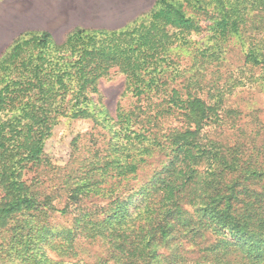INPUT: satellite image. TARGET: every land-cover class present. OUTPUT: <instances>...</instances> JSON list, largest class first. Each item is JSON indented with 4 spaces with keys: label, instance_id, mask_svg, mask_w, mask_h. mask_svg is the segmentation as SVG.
Wrapping results in <instances>:
<instances>
[{
    "label": "trees",
    "instance_id": "trees-1",
    "mask_svg": "<svg viewBox=\"0 0 264 264\" xmlns=\"http://www.w3.org/2000/svg\"><path fill=\"white\" fill-rule=\"evenodd\" d=\"M233 41L241 76L264 82V0H156L119 29L16 38L0 55V264H264L263 129L225 102L242 79L179 62L192 43L200 67L221 61ZM114 73L136 100L101 111L109 140L56 165L55 126L93 118ZM54 214L70 224L53 230Z\"/></svg>",
    "mask_w": 264,
    "mask_h": 264
},
{
    "label": "rangeland",
    "instance_id": "rangeland-1",
    "mask_svg": "<svg viewBox=\"0 0 264 264\" xmlns=\"http://www.w3.org/2000/svg\"><path fill=\"white\" fill-rule=\"evenodd\" d=\"M152 6L153 0L150 1ZM151 8V7H150ZM209 36V32L205 31L201 35H195L192 37L194 41L201 40V46L203 40ZM7 44V43H6ZM5 43H0V55L6 49ZM200 46V47H201ZM198 45L192 43L191 46L182 47L178 52L180 54L179 62L182 65V69L186 66H190L192 69V63L194 62L195 68L192 73L196 72L199 68L201 76L205 77L210 84L214 81L224 84L228 82H236L239 78L242 79V84L233 87L232 92L226 95L225 102L231 104L244 111L247 117V121H256L263 130L261 131L262 138L264 137V82L261 78L262 70H256L255 72H245L243 76L240 74V69L243 67V55L241 51V44L239 42H231L223 49V55L221 61L207 59V64L200 67L196 64L195 54L200 48ZM253 73V74H252ZM254 76V77H253ZM222 79V80H221ZM209 84V85H210ZM223 86V85H221ZM227 86V85H224ZM125 89V76L119 73L112 74L109 78L102 79L99 82L98 95L93 96L92 113L93 118L86 120H72L69 118L61 119L60 123L55 126L53 136L47 141L46 152L52 161L58 166H65L70 161V156L77 154H85L86 150L93 144V139L99 137V140L104 142L109 140V126L107 121H104L105 114L101 113L102 110L114 117L118 103H122L126 108L133 103L136 99L132 94L123 95ZM101 113V114H100ZM103 123L101 125L97 123ZM213 136L216 131L212 130ZM162 159L158 156L157 160ZM159 164V161L155 162V166ZM143 176L141 174L140 179ZM53 230H60L70 223L64 218H60L59 214L52 215L49 219ZM84 242V248L88 251L85 253L84 258L87 260H93L95 255L101 252L99 244H91L90 241L81 239ZM90 243V244H89ZM84 249V250H86ZM54 255V254H53ZM52 255V256H53ZM56 257V255H54Z\"/></svg>",
    "mask_w": 264,
    "mask_h": 264
},
{
    "label": "crops",
    "instance_id": "crops-1",
    "mask_svg": "<svg viewBox=\"0 0 264 264\" xmlns=\"http://www.w3.org/2000/svg\"><path fill=\"white\" fill-rule=\"evenodd\" d=\"M150 1L0 0V43L7 48L26 32H47L62 43L76 29H119L148 11Z\"/></svg>",
    "mask_w": 264,
    "mask_h": 264
}]
</instances>
